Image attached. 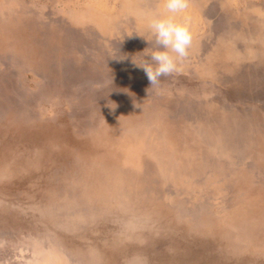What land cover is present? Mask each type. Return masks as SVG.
<instances>
[{"label":"rangeland","instance_id":"rangeland-1","mask_svg":"<svg viewBox=\"0 0 264 264\" xmlns=\"http://www.w3.org/2000/svg\"><path fill=\"white\" fill-rule=\"evenodd\" d=\"M145 2L0 1L46 44L0 50V264H264V0H188L189 54L155 86Z\"/></svg>","mask_w":264,"mask_h":264},{"label":"clouds","instance_id":"clouds-1","mask_svg":"<svg viewBox=\"0 0 264 264\" xmlns=\"http://www.w3.org/2000/svg\"><path fill=\"white\" fill-rule=\"evenodd\" d=\"M187 7L188 0H163V13L151 10H138L134 13L146 21L154 40L155 47L144 52L141 62L132 60L144 70L151 86L158 85L161 77L178 72L180 63L189 54L192 33L187 24L176 18Z\"/></svg>","mask_w":264,"mask_h":264},{"label":"bare ground","instance_id":"bare-ground-1","mask_svg":"<svg viewBox=\"0 0 264 264\" xmlns=\"http://www.w3.org/2000/svg\"><path fill=\"white\" fill-rule=\"evenodd\" d=\"M1 3H5L6 0H0ZM155 1V0H154ZM154 1L153 0H146V2L143 4L144 6V10H153V7H154ZM160 1V0H159ZM15 2V1H14ZM157 4V3H156ZM161 4V3H160ZM198 6V5H197ZM206 7V6H205ZM12 8V7H10ZM205 9V8H204ZM210 9V8H209ZM16 12H15V15H12V16H9L8 19H11L13 20V23L10 24V25H0V33L2 32V29L5 30V28H2V27H6V33H4L3 36H0V50L1 49H8L10 48L15 54H16V51L18 52H23L25 49H27L28 47H30V45L37 51V52H40V48H43L45 47V42L44 41H39V42H34L28 35V33H26V31L22 28H19V27H14L12 26L15 22L14 21H17L20 19V12L16 9H14ZM119 10V9H118ZM121 10V9H120ZM157 10V9H156ZM201 10V9H200ZM107 11V10H106ZM160 11V10H159ZM211 11V10H210ZM204 14H206L207 17L211 16L209 13H208V10H204L203 11ZM104 14H109V13H103V12H99L96 17H95V20H98V21H102V19H104V17H107L108 16H105ZM217 14H215L216 16ZM114 16V15H113ZM117 16V14H116ZM213 17V16H212ZM121 20H122V17H121ZM211 20V19H210ZM219 20V18L215 19L214 21H212L213 23L211 24V28L213 29V27L215 26L216 22ZM108 21V20H107ZM118 22V21H117ZM116 22V23H117ZM106 23V22H105ZM130 23V22H129ZM133 23V22H132ZM131 23V24H132ZM140 23V22H139ZM142 24V23H141ZM146 24V23H145ZM115 25V22H108V24L106 23L105 27L107 28V30H105L102 26V30L103 32H108V33H113L114 31V26ZM117 25V24H116ZM97 27H99L100 25H97ZM135 26V25H134ZM139 27V26H138ZM136 29V28H135ZM123 31V30H121ZM134 31V30H133ZM140 31V30H139ZM143 32V31H142ZM145 36L149 39V42L145 43L142 47H144L145 49L149 50V49H153L155 47L153 43V38L152 35L150 34V31L148 30L145 34ZM111 37V36H110ZM30 39V40H28ZM146 40V39H145ZM147 44H150V45H147ZM138 43L135 45V49H138ZM139 50V49H138ZM26 52V50H25ZM40 54V53H39ZM17 55V54H16ZM18 56V55H17ZM19 58L21 59H25V55L24 54H21L19 56ZM15 60V58H14ZM15 64H18L17 66L19 67L18 69L19 70H22L23 69V65L24 63H22L21 61H18L16 62L15 61ZM27 64V63H26ZM28 66H30L31 68H36L37 66H43V65H47V67L49 68V70H52V67L53 65L48 63H40V62H36V63H33V64H27ZM90 66V65H89ZM97 67V66H96ZM115 69V68H114ZM18 70V71H19ZM41 70V69H40ZM31 71V70H30ZM34 72V71H33ZM25 73V72H24ZM21 75V74H20ZM24 75V74H22ZM34 75V74H33ZM37 76V75H36ZM83 78V77H82ZM39 79V78H38ZM23 80V78H22ZM79 80H81V76H79ZM84 79H82V82L84 83L83 81ZM35 82V81H34ZM27 83V82H26ZM245 85V84H244ZM25 90H19V92H16L15 95L16 97L14 98H17L19 97V99H13L12 101H10L11 103L8 104V107L10 110H8L7 112H10L9 113V116L7 118V120L11 123L12 122V125H16V122H20L21 119L23 118H16V114H19L20 116H25L26 113H28V111L30 112V108L28 106V102L30 99L27 100V98L30 96L29 94L24 93ZM25 96H28V97H25ZM32 96V94H31ZM36 99V98H35ZM69 103V102H68ZM42 105V104H41ZM49 106V105H48ZM15 112V113H14ZM6 113V112H5ZM8 114V113H7ZM15 116V118H14ZM4 117V115H3ZM15 123V124H14ZM17 126V125H16ZM240 138V136H239ZM49 253V252H48ZM49 256V255H48ZM45 260V259H43ZM47 260H45L44 262H46ZM49 262V261H48ZM48 264V263H46Z\"/></svg>","mask_w":264,"mask_h":264}]
</instances>
